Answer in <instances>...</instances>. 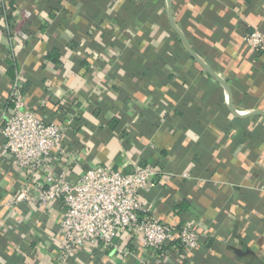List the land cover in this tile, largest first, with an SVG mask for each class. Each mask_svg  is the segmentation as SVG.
<instances>
[{
    "label": "crops",
    "instance_id": "1",
    "mask_svg": "<svg viewBox=\"0 0 264 264\" xmlns=\"http://www.w3.org/2000/svg\"><path fill=\"white\" fill-rule=\"evenodd\" d=\"M254 32L264 37V0H0V127L19 80L33 111L66 121L54 173L158 166L166 178L142 195L150 216L199 238L155 250L127 235L66 264H264V115L247 116L264 113ZM4 144L0 133V264H60L63 206L20 201L28 182Z\"/></svg>",
    "mask_w": 264,
    "mask_h": 264
},
{
    "label": "built area",
    "instance_id": "2",
    "mask_svg": "<svg viewBox=\"0 0 264 264\" xmlns=\"http://www.w3.org/2000/svg\"><path fill=\"white\" fill-rule=\"evenodd\" d=\"M245 42L264 52L261 33H252ZM9 103L11 112L0 133L12 166L28 182L20 201L39 209H50L56 203L63 206L58 220L64 240L60 264H66L75 252L106 251L127 235L138 239L143 249L156 250L174 243L186 250L196 249L199 238L193 227L177 228L157 221L143 203V193L158 186L156 179L166 178L158 166L125 172L95 165L75 177L67 170L54 173L53 163L67 154L62 144L66 121L61 125L47 123L33 111L19 80L9 94Z\"/></svg>",
    "mask_w": 264,
    "mask_h": 264
},
{
    "label": "water",
    "instance_id": "3",
    "mask_svg": "<svg viewBox=\"0 0 264 264\" xmlns=\"http://www.w3.org/2000/svg\"><path fill=\"white\" fill-rule=\"evenodd\" d=\"M199 62H200V64L204 67V68H206V69H208L206 66H205V64L202 62V61H200L198 58H196ZM215 77H216V79L221 83V84H223L225 87H226V85H225V83H223V81L217 76V75H215V74H213ZM227 93L229 94V90L227 89ZM232 111H233V109H231ZM234 112V111H233ZM259 115H264V113H261V112H255V113H251V114H248L247 116H259Z\"/></svg>",
    "mask_w": 264,
    "mask_h": 264
},
{
    "label": "trees",
    "instance_id": "4",
    "mask_svg": "<svg viewBox=\"0 0 264 264\" xmlns=\"http://www.w3.org/2000/svg\"><path fill=\"white\" fill-rule=\"evenodd\" d=\"M48 58L55 61V62H58L59 54L57 52L53 51L51 54H49Z\"/></svg>",
    "mask_w": 264,
    "mask_h": 264
}]
</instances>
